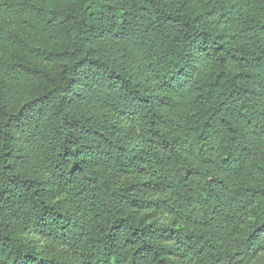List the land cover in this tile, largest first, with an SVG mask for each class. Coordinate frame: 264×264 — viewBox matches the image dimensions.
<instances>
[{
    "label": "trees",
    "instance_id": "1",
    "mask_svg": "<svg viewBox=\"0 0 264 264\" xmlns=\"http://www.w3.org/2000/svg\"><path fill=\"white\" fill-rule=\"evenodd\" d=\"M0 264H264V0H0Z\"/></svg>",
    "mask_w": 264,
    "mask_h": 264
}]
</instances>
